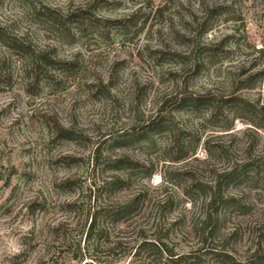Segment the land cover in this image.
I'll list each match as a JSON object with an SVG mask.
<instances>
[{"label":"rangeland","instance_id":"1","mask_svg":"<svg viewBox=\"0 0 264 264\" xmlns=\"http://www.w3.org/2000/svg\"><path fill=\"white\" fill-rule=\"evenodd\" d=\"M204 21L208 31L192 44L188 36ZM0 35V73L8 77L0 82V264H134L136 245L156 237L173 255L193 254L186 264H222L215 255L223 251L264 264L252 258L264 255L261 173L256 187L227 190L245 209H219L207 240L201 223L212 212L203 191L190 188L191 180L210 185L211 170L227 164L202 163L209 136L228 158L244 156V122L215 133L201 119L216 106L228 111L223 99L242 70L262 78L237 94L264 106V0H3ZM186 96L204 102L196 113L180 102ZM157 121L200 137L195 155L168 162L169 137L151 127ZM142 131L149 141L112 144ZM253 137L260 156L264 135ZM122 156L144 167L106 193L102 182L126 174L107 159ZM135 194L130 220L101 217L87 231L100 204Z\"/></svg>","mask_w":264,"mask_h":264},{"label":"trees","instance_id":"2","mask_svg":"<svg viewBox=\"0 0 264 264\" xmlns=\"http://www.w3.org/2000/svg\"><path fill=\"white\" fill-rule=\"evenodd\" d=\"M2 1L3 0H0V3ZM189 23L194 25L195 22L191 20ZM196 26L198 28L194 29V34H189L190 36L187 38V40L192 44L195 43L196 37H200V34L208 31L205 21L201 24H197ZM219 46L222 47V44L219 43ZM196 48L198 49V46ZM18 49L22 50V48L19 47ZM193 65L194 69L202 66L200 63H194ZM239 76L240 79L236 78L233 81V88L229 96H226V98L223 99L224 104H227L229 107L228 111L224 112L223 108L216 106L211 108L208 113L201 117V119H203L202 121L206 123H213L212 127L215 129V133L231 132L233 130V122L235 120H240L248 126L245 128L243 133L247 142L243 150L244 156L242 159L237 160L228 158L226 149L221 144L214 143L215 140H213L212 136H209L208 139L203 142L204 151L208 160H204L202 163H209V161L214 158H227L225 161L227 164L223 169L211 170L212 183L210 185L200 186L197 182L191 180L192 182L190 184V188L203 191L205 195L204 207L212 212L211 214L208 213L201 223L202 237L204 240L213 237L216 225L211 224V217L214 215L215 220H217V212L219 209H245L244 204L241 203V198L234 197L227 193V190L230 187H236L247 183L256 187L255 185L258 183L260 179L259 175L261 173L262 190H264V151L260 156H254L252 154V150L256 142L254 141L253 135L255 134L257 136L258 132H262L264 135V106H258L257 102H251L247 99V97L237 94V92L241 90L254 89L256 81L262 78V73L259 72L257 74H251L247 70H242ZM7 80L8 77L0 73V82L4 83ZM180 102H182L185 106H190L189 109L193 113H196L204 103L199 98H194L192 96L183 97ZM151 127L155 130L157 129V132H166L169 137V143L167 144L165 150L167 155H169L168 162L179 163L187 161L195 155L196 148L200 142V137H192L189 132H186V130H180L172 124H167L165 126L161 121L152 123ZM58 132L62 133L63 131L58 130ZM149 133V131H142L130 136H121L112 144L116 148H124L133 144H139L145 140L149 141ZM64 135H66V138L71 137V134L68 131H65ZM226 135H230L231 138H235V136L231 135V133ZM97 157L98 153H96L95 160H97ZM106 163L109 169L113 172L124 171L126 173L124 177L115 175L109 180L102 182L101 188L102 190L104 189L106 193H110L112 191L114 192L128 185L131 173L144 167L143 165L130 160L126 156L118 157L116 159H107ZM146 171L147 176L150 177L155 172V169L151 166L148 167ZM185 174L188 173L185 172L182 175ZM169 181L171 183V180ZM140 200L141 195L135 194L125 200H121L113 204H100V206H98V211L94 212L90 217V223L87 231H94L97 226V220L101 217L111 221L113 224L127 222L137 213ZM68 206L73 207L74 205L70 204ZM144 239L139 242L133 250L132 263L134 264H186L187 259H195L192 257L193 254H186L183 256L171 254L168 252L165 244L160 238L156 237L152 240ZM143 252H148L145 259L141 258V254ZM164 255H167L166 258L163 257ZM215 256L218 257L222 264H241L240 262L234 261L229 254L224 251L217 253ZM252 258H254L253 260L255 261L262 262L264 260V255H262V257L261 255L258 256V250H256L253 252Z\"/></svg>","mask_w":264,"mask_h":264}]
</instances>
